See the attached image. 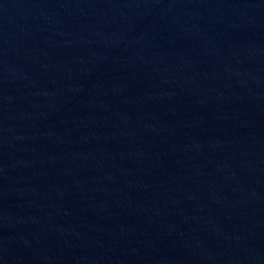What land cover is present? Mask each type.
I'll list each match as a JSON object with an SVG mask.
<instances>
[{"label":"water","instance_id":"1","mask_svg":"<svg viewBox=\"0 0 264 264\" xmlns=\"http://www.w3.org/2000/svg\"><path fill=\"white\" fill-rule=\"evenodd\" d=\"M0 264H264V0H0Z\"/></svg>","mask_w":264,"mask_h":264}]
</instances>
